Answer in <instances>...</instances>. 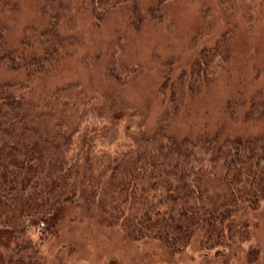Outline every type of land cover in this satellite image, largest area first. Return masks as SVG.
I'll list each match as a JSON object with an SVG mask.
<instances>
[{
  "label": "trees",
  "instance_id": "trees-1",
  "mask_svg": "<svg viewBox=\"0 0 264 264\" xmlns=\"http://www.w3.org/2000/svg\"><path fill=\"white\" fill-rule=\"evenodd\" d=\"M38 1L40 6L34 7L43 19L10 40L22 0H0V65L21 74L0 83V232L8 234L13 251L32 247L26 237L31 230L56 234L66 205L107 199V208L98 207L101 212H118L117 220L137 212L122 223L124 228L134 234L135 227L144 229L146 238L157 240L170 254L184 251L195 237L205 248L222 246L223 236H230L229 242L244 239L248 232L241 216L264 206V90L225 99L211 127L173 130L187 115L181 103L199 97L218 78L212 58L223 69L230 67L228 35L208 50L211 57L195 58L173 81L164 77L154 91L161 114L152 131L143 129L147 116L142 111L126 115L127 133L135 119L143 130L119 145V112L123 115L126 107L101 114L92 100L80 102L77 83L35 95L39 82L80 47L76 36L62 33L64 24L70 29L76 24L69 0ZM164 2L159 0L156 9H165ZM140 9L152 12L134 0L131 18L139 15L144 22ZM220 48L224 56L215 57ZM119 67L133 77L132 68ZM111 76L122 78L114 70ZM97 117L104 122L102 139L120 150L102 168L83 169L82 162L91 156L74 153L76 138Z\"/></svg>",
  "mask_w": 264,
  "mask_h": 264
},
{
  "label": "rangeland",
  "instance_id": "rangeland-1",
  "mask_svg": "<svg viewBox=\"0 0 264 264\" xmlns=\"http://www.w3.org/2000/svg\"><path fill=\"white\" fill-rule=\"evenodd\" d=\"M139 1L152 11L140 9L146 16L144 22L139 15L131 18L134 0H69L76 10V24L74 29L64 24L62 33L76 36L80 47L39 82L35 95L77 83L80 102L92 100V107L101 114L126 107L118 119L122 131L118 144H126L139 131L154 129L161 114L154 91L164 77L173 81L183 69H190L195 58L211 57L208 50L225 35L228 43L231 40L230 67L225 70L212 58V64L218 66V78L204 87L199 97H187L181 103L182 114L187 115L175 122L173 130L211 127L225 99L264 90V0H165L162 10L156 9L159 0ZM35 5L40 6L38 0H22L17 29L10 40L21 37L32 22L43 19ZM222 48L215 57L224 56ZM119 64L132 68L133 77H127ZM111 70L122 78L112 77ZM16 78L21 74L0 65V83ZM123 80L128 81L126 85ZM232 107L236 108L234 104ZM138 110L147 121L142 129L135 119L127 133L130 120L126 115ZM103 127L100 118L92 119L76 138L74 153L91 156L82 162L83 169L102 168L109 156L120 150L102 139ZM108 205L109 199L66 205L57 233L47 236L41 229L31 230L26 237L32 247L21 253H15L14 243L7 242L8 234L0 232V264H264V206L241 216L248 232L244 239L229 242L230 236H223L222 246L205 248L202 239L195 237L184 251L170 254L157 240L146 238L144 229L134 228L142 234L138 238L124 228L122 223L137 212L125 213L117 220L120 213L113 216L98 209Z\"/></svg>",
  "mask_w": 264,
  "mask_h": 264
}]
</instances>
